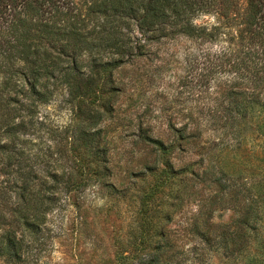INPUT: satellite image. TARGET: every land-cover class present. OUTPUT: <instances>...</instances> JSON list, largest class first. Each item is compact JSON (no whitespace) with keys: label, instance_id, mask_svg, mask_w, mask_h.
I'll return each mask as SVG.
<instances>
[{"label":"trees","instance_id":"trees-1","mask_svg":"<svg viewBox=\"0 0 264 264\" xmlns=\"http://www.w3.org/2000/svg\"><path fill=\"white\" fill-rule=\"evenodd\" d=\"M201 16H212L215 22L197 24ZM179 37L199 49L179 82L191 107L167 118V141L145 135L162 158L160 168L155 164L146 169L163 187L176 180L168 195L178 204L185 194L203 198L206 192L209 205L199 207H205L204 214L237 212L226 225L233 226V237L250 229L251 221L261 236L264 0H0V172L6 176L0 186V256L19 254L22 238L14 228H37L51 211L55 200L42 193L46 176L55 183L65 178L68 194L93 178L110 177L105 130L98 125L113 105L103 102L100 112L84 104L97 90L119 91L114 72L144 56L148 45ZM61 89L79 101L82 117L74 128L59 132L41 119L40 108ZM45 134L60 140L67 135L68 144L76 146L67 151L80 154L79 165L71 157L59 174L43 158L31 155V146ZM248 143L252 171L240 188L236 179L241 173L221 157L238 154ZM175 152L190 158L177 166L171 159ZM76 176L86 179L77 183ZM102 185L113 194L118 191L109 182ZM171 217L169 211L164 215L166 222ZM194 230L208 241V233ZM226 235H215L217 245L225 256H234L237 246L229 249ZM149 236L140 238L145 255L128 264H183L165 224L153 227Z\"/></svg>","mask_w":264,"mask_h":264},{"label":"rangeland","instance_id":"rangeland-1","mask_svg":"<svg viewBox=\"0 0 264 264\" xmlns=\"http://www.w3.org/2000/svg\"><path fill=\"white\" fill-rule=\"evenodd\" d=\"M214 22L212 16H201L196 21L197 24ZM197 54V46L181 37L150 44L144 56L114 72L119 91L111 94L97 90L90 96L84 106L95 111H104L103 102L113 105L109 113L104 112L98 125L105 130L110 177L93 178L79 191L68 194L65 178L55 183L46 176L48 184L42 193L55 200L51 211L37 228H14L17 237L22 238L21 249L17 256H0V264H128L147 252L140 238L146 235L149 238L153 227L164 224L183 264H264V220L258 231L261 236L251 221L250 229L241 232L243 237L241 233L233 237V226L226 225L238 217L237 212L218 209L211 216L204 214L205 207L202 211L199 207L209 205L206 192L203 198H197L194 193L185 194L178 204L168 195L170 187L176 189V180L163 187V181L146 169L155 164L160 168L162 158L145 140V135L167 141V118L187 113L191 107L186 94L180 93L183 88L179 82L189 73V61ZM78 106L79 101H73L61 89L48 105L41 106L40 117L61 132L81 121ZM64 137L60 140L45 134L41 141L35 140L31 155L43 158L50 164L49 170L56 169L59 174L71 157L79 165L80 154L67 151L72 147ZM250 148L248 143L238 154L227 152L221 157L222 162L234 164L235 171L241 173L236 179L240 188L250 178L247 171H252ZM189 158L185 153L171 155L177 166ZM38 171L46 175L40 167ZM5 177L0 172V186ZM84 178L76 176L74 181L78 183ZM103 182L113 184L118 191L113 194L103 187ZM172 203L174 207L170 206ZM168 211L172 217L166 222L164 215ZM194 227L208 233V241L196 235ZM143 230L145 235L141 237ZM213 231L216 234H209ZM222 233L227 234L229 249L237 246L234 256H225V250L218 247ZM215 235H218L216 239Z\"/></svg>","mask_w":264,"mask_h":264}]
</instances>
